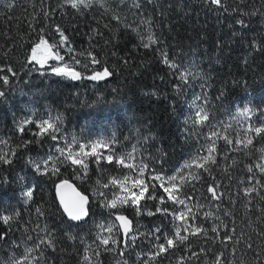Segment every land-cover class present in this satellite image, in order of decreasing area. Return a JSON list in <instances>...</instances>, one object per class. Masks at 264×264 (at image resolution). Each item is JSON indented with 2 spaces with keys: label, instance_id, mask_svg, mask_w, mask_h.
Returning <instances> with one entry per match:
<instances>
[{
  "label": "trees",
  "instance_id": "obj_1",
  "mask_svg": "<svg viewBox=\"0 0 264 264\" xmlns=\"http://www.w3.org/2000/svg\"><path fill=\"white\" fill-rule=\"evenodd\" d=\"M11 3L12 0H0V67L5 69L0 75H9L11 81L10 85H3L0 81V90L6 92V97L0 100V138L7 141V144L0 142V150H15L19 159H13L12 165H0V177L4 178L0 182V215L13 217L9 225L0 221V234H4V240L0 242V260L8 264L11 258H20L25 247L38 243L39 238L47 240L50 237L55 250L42 244L41 252L33 253L42 257L39 264H83L86 245H91V264H117L122 260H127V264H178L181 258L184 264H214L221 252L220 264H264V213L261 212L264 209V199L261 198L264 197V178L259 170L254 168L256 177L261 180V186H257L259 194L253 192L246 197L243 192L245 187L252 186L247 183L250 174L246 166L264 163L259 159L261 138L245 131L250 122L264 126V117H261L264 112V51L253 47V41L264 43V23L260 16L252 15L248 27L241 28L233 24L232 12L212 11L204 0H153L152 3L143 0L142 14L130 9L131 0L127 3L124 0H93L91 8H82L80 12L65 4L64 0H15V7H9ZM228 7H236L235 0H228ZM240 7L248 12L255 8L264 10L262 0H248ZM149 18L153 22V32L163 43L144 48L132 29H138L147 43V25L141 21ZM56 27L64 31L71 48L77 53L91 52L101 61L100 65L85 69L84 56L77 57L81 63L76 65L67 53V45H59L60 54L70 67L90 75L92 68L102 70L106 65L113 76L100 82L71 81L56 77L50 71L46 76L29 71L39 67L27 61L31 48L41 35L49 44L59 42ZM159 48H164L168 58L175 59L180 67H190L193 73L199 72L205 79L201 80L199 76L190 78L182 94L175 95L173 86L180 81L162 63ZM8 66L18 75L7 73ZM202 90L207 93L209 101L210 119L207 123L211 127L197 126L194 135L199 133V139L186 140L182 130L185 118L193 111L190 102L194 96L201 95ZM152 91L158 95L146 94ZM244 107L254 109L251 121L239 115V109ZM48 113L64 117L59 136L88 134L96 137L103 134L107 141L115 136L117 143L110 148L115 149L113 163L101 159L97 166L93 162L95 158H90L86 177L68 164L61 166L59 177L48 179L34 174L25 163L27 155L44 154L54 148L56 141L44 137L39 145L18 148L22 140H35L32 132L38 129L26 125V130L31 131L21 135L16 128L18 122L29 115L39 123V119ZM212 132L217 135L208 139ZM148 133H152L155 139L148 141L145 151L138 142ZM249 135L255 137V152L236 144L237 140L243 141ZM225 137L233 144L227 145ZM213 143L218 166L211 165V162L205 165L212 168L209 175L198 164L203 162L199 157L207 155V148ZM232 148L239 150L228 151ZM197 149H200L199 153ZM131 150L133 159H126L125 163L147 165L143 179L150 185L149 192L153 191L151 185L155 184V195L165 197L163 205L148 199L141 204L153 211L156 207L173 212L184 209L183 205L167 200V194L159 187L160 181L151 179L153 169L162 176L172 174L177 177L173 183L180 193L191 197L186 201L191 208L189 223L202 226L207 235L193 236L182 232V235L189 236L185 245L149 262L147 254L155 251L151 250L154 238L146 235L149 229L160 227L164 234L159 241L162 243L164 236L173 235L180 222L162 214L152 217L134 215L133 209L126 206L122 214L132 220L133 231H137L135 244L123 247L124 237L114 219L118 210H108L107 215L118 226L115 239L120 243L110 242L107 247L115 251H105V246L96 239L97 229L92 221L93 217L98 220L105 214L98 204L93 203L89 192L92 188L99 189L111 178L131 175L134 168L116 162L119 156ZM22 152L27 155H21ZM186 164L190 167L186 168ZM22 175H29L33 180V199L27 203L17 192L23 184L17 176ZM194 176L200 178L193 179ZM212 177L219 182V191L225 193L220 200L210 199L211 194L207 192L208 186L214 183ZM62 179L72 181L89 197L88 219L79 226L67 220L57 202L55 183ZM38 207L45 211V215L36 213ZM192 216H195L194 220ZM70 235L76 240L69 239ZM225 236H232V239L225 240ZM81 238L84 244L80 243ZM249 243L251 249L247 246ZM97 250L98 257L95 255ZM120 251L124 252L123 256L118 254Z\"/></svg>",
  "mask_w": 264,
  "mask_h": 264
},
{
  "label": "snow or ice",
  "instance_id": "obj_2",
  "mask_svg": "<svg viewBox=\"0 0 264 264\" xmlns=\"http://www.w3.org/2000/svg\"><path fill=\"white\" fill-rule=\"evenodd\" d=\"M125 3L128 2V0H124ZM149 3H152L153 0H148ZM248 0H235L236 7L229 8L228 7V0H204V3L211 8L212 11H220V12H232L234 14V20L233 24L239 25L241 28H247L249 23H251L250 17L252 15H259L261 18V22L264 23V10H261V8H255L253 11L248 12L244 8L240 7L241 4L247 3ZM64 3L67 5H70L72 9H76L78 12L81 11L82 8H91L93 0H64ZM143 0H131L130 9L131 10H138L143 12L142 8ZM262 5H264V0H262ZM215 6V7H213ZM9 7H15V0H12V3L9 5ZM103 7V4L101 5ZM133 14L135 15V11H133ZM160 15H163V13H159ZM47 15V14H46ZM116 19H119V17H114ZM141 24L147 25V43H144L145 37L140 34L139 30L136 28H133L132 30L137 33L139 36L142 47L149 48L152 45H156L158 43H163V41L160 39V37L156 36V34L152 30V20L145 19L141 21ZM126 27H131L130 25H125ZM41 31H44L41 29ZM55 31L59 34V42L49 44L47 39L44 38L43 35H41L38 39V41L35 43V45L31 48V54L28 58L29 64H35L39 67H36L34 69H30L29 71H36L41 76H46L49 71L51 74H53L56 77H61L63 79L71 80V81H81V80H87V81H94V82H100L104 81L111 76H113V72L105 65L102 67V70H96L95 68H92L91 74L86 75L81 71H77L75 67H70L68 62L65 61L64 55L60 54V48L59 45H67V53L70 57V59L74 62V64L78 65L81 63V60L78 59V56H84L85 57V63L84 68L88 69L90 65H100L101 61L97 59L96 56H94L91 52H81L77 53L75 49H72L70 46V41L68 39V36L65 35L64 31L61 30L59 27H56ZM236 33L234 32L233 35ZM253 47L257 51H264V43L261 41H253ZM57 49L56 51H53V49ZM161 53V61L163 64L168 66L169 69L172 70L173 75H175L178 80L180 81L179 84H176L173 86V91L175 95L179 96L182 94L183 87L185 85L189 84L190 78H195L196 76H199L201 80H204L205 77L203 75H200L199 72L193 73L191 71L190 67H180L175 59H169L167 51L164 48L157 49ZM90 57V60L88 59ZM50 61H55L56 63H49ZM63 62V63H61ZM127 63V61H124ZM5 69L0 67V73H4ZM7 73H10L12 76L18 75L17 72L13 70L11 66H8L6 69ZM163 79V78H161ZM0 81H2L3 85H10V77L7 74L0 75ZM147 95H151L153 97H156L158 93L156 91H152L149 93H146ZM221 95H223V92H221ZM6 97V92L4 90H0V100H3ZM219 99V96L217 97ZM200 101H203V103H200ZM209 101L207 98V93L202 90L201 95H196L193 97L192 104L189 106L190 109L193 111H190L188 116L185 118V128L182 130L184 138L186 140L190 139H199V133H196L194 135L195 129L197 126H205V127H211L209 122V111L207 109ZM254 114V109L245 107L243 110L239 113V115L245 117L246 120L251 121V117ZM34 115V113H33ZM261 117H264V112H261ZM257 119H260V117H257ZM64 117L62 114H58L53 117L49 116L46 119H41L39 123H36L32 119L25 118L22 121H19L17 124L16 131H18L21 135H24L26 131H31V129L26 130V125H34L35 128L38 129V131L32 132V135L36 137L35 140H22L21 143L17 146L18 148L23 149H29V146L32 144H41L44 137H47L51 141H57L59 142V134L61 133V126L63 125ZM246 132L254 133L255 137L261 138V145L259 147L260 156L259 159L261 161H264V126H257L255 123L250 122L245 129ZM217 135V133L212 132L210 135H208V139H211L212 136ZM254 136H247L243 141L237 140L236 144L243 145L244 149L250 150L251 152H255L257 150V146L254 145ZM155 136L152 133H148L142 137V141L138 142V144L144 148L145 151H147V144L148 141L154 140ZM225 143L227 145H232L233 141L231 139H228L227 137L224 138ZM0 142L7 144V141H3L2 138H0ZM46 142V141H44ZM117 143L115 136L112 137L111 141H107L104 139L97 140L96 142L92 143L91 145H88L86 143H79V141L73 137L70 141H67V147H60L56 148V152L58 155L55 157L48 155L47 153L41 154L37 153L35 155H27L26 153H21V155H27V159L25 163L34 171V174H38L41 177H46L48 179H52L53 177H59L61 176V166L68 164L69 167H73L74 171L77 173L82 174L83 176H87V171L89 168V164L85 162V159L81 157H93L95 158L93 162L97 164V166L100 165L101 159H104L107 161L108 164H112L114 160V152L115 149H112V152H110L106 156H102L101 153L98 151V149L101 148H111L113 145ZM73 146L78 147V151L75 153L73 152ZM203 147V145H201ZM86 148H90V151H86ZM239 149H228V151H235ZM135 151V149H133ZM200 149H197V152L199 153ZM216 152L215 144H211L207 148V155L203 157H199L202 159V163L198 164V167L203 169L204 172L209 173L211 175L212 168L211 167H205V165H208L209 162H211V165H216L217 160L216 157L213 155V153ZM228 157L226 156L225 159ZM13 159H19L17 157L15 150H10L9 152H3L0 150V165H12ZM131 160L133 159V156L131 153L126 155H121L117 159V163L119 165H123L129 169L134 168L135 166L131 163L126 164L125 160ZM233 164H236V161L233 160ZM147 165H144L141 163L140 165V176L143 177L144 171L143 169L146 168ZM185 167H190V165H185ZM254 168L259 170L261 173V178H264V163H257L255 165L249 164L246 166V171L250 174L248 177L247 183L252 185L251 187H245L243 189L244 195L246 197H250L253 192H257V186H261V180L256 177V173L254 171ZM79 178V177H78ZM199 176H194L193 179H199ZM19 179H23V177H20ZM151 179L152 180H159L160 184L159 187L163 189L164 193L167 194V200L172 201L174 204L177 205H183L185 208H187V211H179V212H173L167 208H161L156 207L155 210H149L148 206L142 205L141 201L148 199L153 201H158L159 204L163 205L165 203V197L160 196L157 197L155 195V188L156 185L152 184L151 187L153 191L149 192L150 185L143 179L138 178L134 181L132 184V188H139V191H132L131 188L127 187L128 178L125 177L123 180L118 179H112L110 181V184L112 186L119 185L120 191L118 194L114 193L112 194V197L109 198V196L104 191H99L98 195L102 197L101 206L105 207L109 210L116 209L118 210V214L115 215V220L119 221V228L122 229L123 232V247L128 248L132 247L135 244V241L137 239V236L133 234L131 236V240L129 241V234L133 232V226H132V220L128 218V216L122 214V210L127 206L131 207L133 209L134 215H141L146 214L149 217L155 216L157 214H162L171 217L174 221H180V224L175 227L174 233L172 236H164V242H159L161 239V236L164 234L161 232V229L159 226H155L154 228L149 229L148 233L146 234L148 238H154L156 243V249L154 252H149L147 254L148 261H154L157 257H160L162 255H165L170 252V250H173L175 248L180 247L181 245H185L186 242L189 239L188 235H182V232L189 233L190 235H198L200 233H204L207 235V230L204 229L202 226H194L189 223V216L188 214L191 212V208H188L186 201L190 200L191 197L187 196L186 194L180 193V189L175 185L172 184L170 187L165 186L164 177L160 174H157L155 170L153 169L151 172ZM172 181H175L177 177L173 176L170 178ZM213 184H210L207 188V192L211 194L210 199L213 200H220L225 193L219 191V182L215 181V177H212ZM4 178L0 177V182H3ZM253 181H255V184H253ZM55 183V181H53ZM243 183V181H241ZM99 184V181H97ZM181 185H183L184 180H180ZM104 189L109 188V182L103 183L101 186ZM264 187V186H262ZM56 188V194L59 199V205L63 210V213L67 215V218L69 221H75L79 222L86 221V218L89 216V197L82 194L81 192L77 191L75 187H73L72 184L68 182L66 179L60 180L59 183H55ZM65 189L71 190V195H67L64 191ZM177 193L174 195L173 193ZM34 189L32 187H29L27 191L24 192V196L27 201H31L33 199ZM147 194V195H146ZM184 196V198H181V196ZM264 199V197H261ZM251 203V200L248 201ZM36 213L39 216L45 215V211L41 208H36ZM261 212L264 213V209H261ZM206 216H211V213H206ZM192 220L195 219V216L191 217ZM13 220V217L7 214L0 215V221L3 222L4 225H9L10 222ZM109 234L113 232V228L111 226L107 227L105 229ZM27 231V229H26ZM47 231V229H45ZM213 232L216 231L215 228L212 229ZM234 231V229H233ZM29 239H32L31 236L28 237ZM69 239L75 241V236H69ZM96 239L99 240V244L105 246V251H115V249L108 248L107 246L110 244H119L120 242L113 239L111 235L108 237H104L103 235L98 236ZM225 240H231L232 236H225ZM4 240V234H0V242ZM81 244H84L85 241L83 238L80 240ZM47 244V247L52 248L55 250L54 242L49 237L47 240L44 238H39L38 243L34 244L31 247H25L24 254L20 258H11L8 264H39V261L42 259L40 255H33L34 252L40 253V245ZM248 248H252V245L249 243ZM91 249V245H86V247L83 249V257L82 261L83 264H91V256L89 254V250ZM190 250V249H189ZM204 250L201 249V252ZM120 256L124 255L123 251H120L118 253ZM95 255L99 256V251H95ZM223 256V253H218L217 258L214 262V264H220V258ZM0 264H5L3 260H0ZM99 264V262H98ZM117 264H121V262H117ZM123 264H127V260L123 261ZM178 264H184L183 258L178 261Z\"/></svg>",
  "mask_w": 264,
  "mask_h": 264
},
{
  "label": "rangeland",
  "instance_id": "obj_3",
  "mask_svg": "<svg viewBox=\"0 0 264 264\" xmlns=\"http://www.w3.org/2000/svg\"><path fill=\"white\" fill-rule=\"evenodd\" d=\"M191 62H192V61H191ZM192 101H193V99L191 100L190 105L192 104ZM246 106H247V105H246ZM244 108H245V107H244ZM242 110H243V108L239 109V112H241ZM49 116L53 117V119L55 118V115H51L50 113H48L47 115H44L41 119H46V118H48ZM26 118L30 119V115H29L28 117H26ZM41 119H39V122H40ZM62 127H63V126H61V128H62ZM111 136H112V135H111ZM73 137H75V138L79 141V143H86V144H88V145H91L92 143H94V142H96L97 140H100V139L107 140L106 136L103 135V134H99V135L96 136V137H90L88 134H86V135H84V136H81V137H77L76 135H72V134H71V135L61 134V135L59 136V142L56 141L54 148L51 149L50 151L47 150L46 153H47L48 155H51V156L55 157L56 155H58V153L56 152V148L67 147V141H70ZM85 150H86V151H90V148H86ZM76 151H78V147L73 146V152L75 153ZM98 151L101 153L102 156H106V155H108L110 152H112V149H110V148H109V149L101 148V149H98ZM129 153L133 154V151L131 150ZM129 153H128V154H129ZM81 158L85 159V162L87 163L88 160H89L90 158H92V157H81ZM128 163H131V162H128ZM131 164H133V165L135 166V167H134V172H133L131 175H129V176H124V177H121V178H115V179L123 180L125 177H127V178H128L127 187L131 188L132 191H137V192H138V191H139V188H132V184L134 183V181H135L136 179H138V178H143V177L140 176V165H141V164H140V163H137V165H136L135 163H131ZM143 171H144V169H143ZM22 177H23V179H22L23 184L20 186V188L18 189L17 192L19 193V196H20L21 198H23V201H24L25 203H27V202H29V201L26 202V198H25V196H24V192L27 191L29 187H32V182H33V180H32V178H30L29 175H25V176L22 175ZM163 177H164V181H165V186H169V187H170L172 184H174L173 181L170 179L171 177H173L172 174H169V175H168V174H165V175H163ZM17 178H20V177L17 176ZM112 179H114V178H111V179L108 180L109 184H110V181H111ZM101 186H102V185L99 186V189H98V188H97V189H96V188H92V189L90 190L89 193H90V194L92 195V197H93V203H94V204H98V206L101 207V210H103L105 216L101 217V218L98 219V220H97V217H93L94 219H92V221L95 222V223H94V226H95L96 229H97V234H98V236L103 235V236L106 238V237H108L109 235H111L112 238L115 239V238L117 237V233H118V231H117V229H118L117 227H118V226H117V224L115 223V221H113V219L110 218V217L107 215L109 209H107V208L101 206V201H102V199H100L101 197L98 195V192H99L100 189L102 188ZM111 188H116V190H115V191H112ZM102 189H104V188H102ZM101 191H104V192L109 196V198H111V197H112V194H114V193L118 194V193H119L120 188H119V185H117V186H112V185L110 184L108 189L101 190ZM100 200H101V201H100ZM99 201H100V202H99ZM102 208H103V209H102ZM181 211H187V208H185V206H184V209H182ZM179 222H180V221H179ZM109 226H111V227L113 228V232H112L111 234H109V233L105 230V229H106L107 227H109ZM136 232H137V231H133L129 237L131 238V236H132L133 234L136 235ZM136 236H137V235H136ZM97 240H98V239H97ZM115 240H116V239H115ZM156 243H157V242L155 241L154 245H152V249H151V250L156 249ZM152 252H154V251H152ZM123 261H124V260L120 261L121 264H123Z\"/></svg>",
  "mask_w": 264,
  "mask_h": 264
},
{
  "label": "water",
  "instance_id": "obj_4",
  "mask_svg": "<svg viewBox=\"0 0 264 264\" xmlns=\"http://www.w3.org/2000/svg\"><path fill=\"white\" fill-rule=\"evenodd\" d=\"M59 182H60V181H59ZM59 182H58V183H59ZM68 182H69L70 184H72L73 187H75L77 191L81 192V191L78 189V187H77L72 181L68 180ZM64 191L66 192L67 195H71V190H70V189H65ZM81 193H82V192H81ZM82 194H84V193H82ZM84 195H86V194H84ZM55 196H56L57 202H58V204H59V199H58L57 194H56V188H55ZM86 196H87V195H86ZM89 202H90V200H89ZM59 206H60V205H59ZM60 208H61V207H60ZM61 211H62V213H63L62 208H61ZM63 214H64V213H63ZM64 216L67 218V215H66V214H64ZM87 219H88V217L86 218V220H87ZM114 219H115V215H114ZM67 220H68V218H67ZM68 221H69V220H68ZM70 222L78 223V222H75V221H70ZM81 222H83V221H81ZM81 222H79V223H81ZM116 222L119 224V221H116ZM121 231H122V229H121ZM122 234H123V232H122Z\"/></svg>",
  "mask_w": 264,
  "mask_h": 264
}]
</instances>
